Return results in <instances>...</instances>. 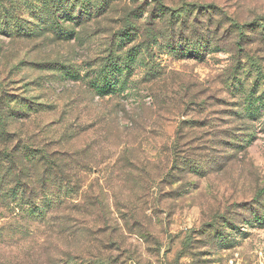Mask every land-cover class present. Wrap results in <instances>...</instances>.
I'll list each match as a JSON object with an SVG mask.
<instances>
[{"label":"rangeland","instance_id":"rangeland-1","mask_svg":"<svg viewBox=\"0 0 264 264\" xmlns=\"http://www.w3.org/2000/svg\"><path fill=\"white\" fill-rule=\"evenodd\" d=\"M107 3L77 39L24 10L30 30L0 25L6 145L85 164L67 172L55 221L28 224L0 201V264H264V0ZM199 39L200 58L169 47ZM132 48L147 64L130 87L91 91L89 76Z\"/></svg>","mask_w":264,"mask_h":264},{"label":"trees","instance_id":"trees-1","mask_svg":"<svg viewBox=\"0 0 264 264\" xmlns=\"http://www.w3.org/2000/svg\"><path fill=\"white\" fill-rule=\"evenodd\" d=\"M107 1L109 0H0V25L3 27L2 31L8 29L11 36H19L26 29L30 30V27L24 25L26 20L21 12L24 10L40 22L39 30L51 32L57 40L77 39L80 32L74 25L103 14ZM158 10L160 19L169 14L166 7H159ZM173 17L172 21L176 16ZM135 30L136 28H132L119 32L117 44L123 47L135 40ZM203 45L199 39L190 46L173 44L169 47L176 55L200 58L203 55ZM133 49L126 52L124 57L101 65L91 74L89 89L101 97L122 95L130 87L131 76L136 67L141 63L147 64L140 59L141 52L136 51L137 48ZM64 73L73 79L81 78L77 70H65ZM9 136L5 122H0V140L3 142L0 149V201H10L5 207L18 209L28 224L46 222L49 218L55 221L58 217L55 215L58 214H53V211L64 208V198L72 193L71 178L67 176V172L74 165L85 167L84 162L80 164V160L64 154H52L46 145L34 144L28 140H22L17 146H7ZM0 236H4L3 230ZM70 256L73 258L72 254Z\"/></svg>","mask_w":264,"mask_h":264}]
</instances>
